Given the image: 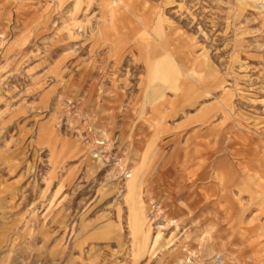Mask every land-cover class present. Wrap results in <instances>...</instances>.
<instances>
[{"label":"rangeland","instance_id":"1","mask_svg":"<svg viewBox=\"0 0 264 264\" xmlns=\"http://www.w3.org/2000/svg\"><path fill=\"white\" fill-rule=\"evenodd\" d=\"M229 122L264 130V0H0V264H264Z\"/></svg>","mask_w":264,"mask_h":264},{"label":"crops","instance_id":"2","mask_svg":"<svg viewBox=\"0 0 264 264\" xmlns=\"http://www.w3.org/2000/svg\"><path fill=\"white\" fill-rule=\"evenodd\" d=\"M135 46L136 47L134 49H142L137 45ZM165 60H168V56L166 55L156 56L155 58H151L150 56H148L146 58V61H148L147 64H151L150 67L153 65L156 71L158 70L156 67L161 63L164 64ZM176 68L177 73L174 76H178V74L181 73V71L178 69V66H176ZM200 72L203 73L196 75L193 80L195 81L198 88L202 89V92H208L210 89L220 86L222 87V92L220 93L221 95L218 96V105L214 109H216V111L219 109L222 115L227 118L226 112H229L231 109L230 99L231 96H233L231 91L222 86L223 79L218 82L220 78L217 74H215L212 67L204 68L198 73ZM157 73L160 74L159 71H157ZM177 82L180 83V80H178ZM172 87L173 90H183V87L179 86V84L177 83H175ZM176 94V97L180 98L182 96H188L189 93L188 91H185L183 93L177 92ZM198 110L199 111H197V114L195 116L203 122L208 121L209 117L215 115L214 113V115L211 113V110L208 111L206 107H200ZM233 123L236 125V127L240 125L238 123L236 124L235 121ZM233 123L229 122L228 124H226L227 126L225 127L227 128L225 129H221L219 126L213 127V129L216 131L215 133L217 138L221 139V143L225 142L224 139L226 138L230 139L231 131L235 133L232 134L233 137L239 138V141H235V138L232 137V143H230L229 145H225L224 143V145H222L224 148V154L223 157L217 161L216 167H218L221 163L227 162L226 169L229 171V173H233L235 177L238 178L240 183L245 182L250 178L252 179L253 176H258L259 178H262L264 180V130L261 131L259 137H253L252 134H248V130L245 129L243 130L242 135L237 131ZM226 134L229 135L227 136ZM236 144H239V146L236 147ZM202 160L203 159L200 158V160H198L196 163H193L195 169H192V172L194 173V175L202 172V176H204V178H207L206 170L208 169V165H204V163H202ZM200 163H202V166L200 165Z\"/></svg>","mask_w":264,"mask_h":264}]
</instances>
